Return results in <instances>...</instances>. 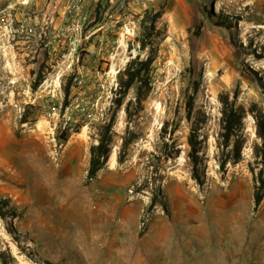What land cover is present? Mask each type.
Here are the masks:
<instances>
[{
	"label": "rangeland",
	"instance_id": "374dc122",
	"mask_svg": "<svg viewBox=\"0 0 264 264\" xmlns=\"http://www.w3.org/2000/svg\"><path fill=\"white\" fill-rule=\"evenodd\" d=\"M15 13L0 14V264H264V0H97L56 28ZM149 55L151 90L141 105L129 90L90 180L119 72ZM226 98L243 114L238 162Z\"/></svg>",
	"mask_w": 264,
	"mask_h": 264
},
{
	"label": "trees",
	"instance_id": "16d2710c",
	"mask_svg": "<svg viewBox=\"0 0 264 264\" xmlns=\"http://www.w3.org/2000/svg\"><path fill=\"white\" fill-rule=\"evenodd\" d=\"M160 16L157 12L150 18L149 29L153 31L156 30V20ZM231 23L227 19H220L217 21L219 26H225L231 28ZM146 42L143 41V46H146ZM153 56L149 55L145 60L140 58H135L130 61L127 67L119 72V91L115 98V110L111 115L109 122L103 126V129L100 132L99 143L91 147V157H90V166L88 170V179L93 180L97 177L98 172L103 168L106 162L109 159V156L112 151V128L115 122V118L118 110L122 107L124 98L128 94L129 90L135 85L138 84L136 92V101L137 104L141 105L146 96L151 90V82L149 80V73L151 69V64L153 62ZM45 63H42L39 70L35 73V81L33 88L37 89L46 79L47 72L45 70ZM66 100L70 96V84L67 85L65 89ZM66 101V105H67ZM256 120V133L261 140L260 146L256 149V156L261 157L264 162V113L259 111L254 114ZM243 114L235 107V105L229 102V99L226 98L223 100L222 108V137L224 142L228 144L232 138H236L234 141V150H235V162H238L241 159V151L243 147V140L239 136V131L242 125ZM129 142L125 143L127 146ZM190 151L189 158L194 166V175L196 179H200L198 173V164L200 161V151H201V142L198 140V135L196 130H193L189 137ZM123 156H121V160ZM255 186L254 200L256 205H260L264 198V178H258ZM8 206L7 201L1 199L0 202V216L6 214L4 210Z\"/></svg>",
	"mask_w": 264,
	"mask_h": 264
},
{
	"label": "crops",
	"instance_id": "0c3cea01",
	"mask_svg": "<svg viewBox=\"0 0 264 264\" xmlns=\"http://www.w3.org/2000/svg\"><path fill=\"white\" fill-rule=\"evenodd\" d=\"M94 1L97 0H88L84 7H90ZM13 9L17 17L21 15L37 27L55 22L56 28L66 19L68 0H0V14L6 16Z\"/></svg>",
	"mask_w": 264,
	"mask_h": 264
},
{
	"label": "built area",
	"instance_id": "2783aa9c",
	"mask_svg": "<svg viewBox=\"0 0 264 264\" xmlns=\"http://www.w3.org/2000/svg\"><path fill=\"white\" fill-rule=\"evenodd\" d=\"M88 0H68V12L80 14Z\"/></svg>",
	"mask_w": 264,
	"mask_h": 264
},
{
	"label": "bare ground",
	"instance_id": "6f19581e",
	"mask_svg": "<svg viewBox=\"0 0 264 264\" xmlns=\"http://www.w3.org/2000/svg\"><path fill=\"white\" fill-rule=\"evenodd\" d=\"M78 185V184H77Z\"/></svg>",
	"mask_w": 264,
	"mask_h": 264
}]
</instances>
